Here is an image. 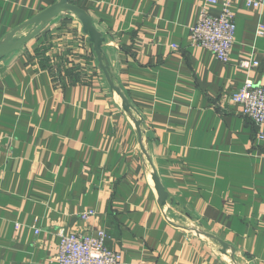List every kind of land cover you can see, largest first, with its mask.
<instances>
[{"label":"crops","instance_id":"1","mask_svg":"<svg viewBox=\"0 0 264 264\" xmlns=\"http://www.w3.org/2000/svg\"><path fill=\"white\" fill-rule=\"evenodd\" d=\"M57 1L0 0V41ZM262 1L234 0L227 63L190 46L203 0H69L105 69L68 11L0 55V264H56L60 229H103L129 264H264V138L227 97L264 86ZM249 52L259 63L241 69Z\"/></svg>","mask_w":264,"mask_h":264},{"label":"built area","instance_id":"2","mask_svg":"<svg viewBox=\"0 0 264 264\" xmlns=\"http://www.w3.org/2000/svg\"><path fill=\"white\" fill-rule=\"evenodd\" d=\"M234 0H203L195 23L190 27L189 40L192 46L209 51L217 60L227 63L235 41ZM248 7L261 8L262 0H245ZM219 6L217 13L211 8ZM257 37L264 36V23L258 22L255 30ZM176 49L178 46L172 44ZM253 52L239 60L241 69L248 70L258 65ZM228 99L240 107V111L249 121L259 127L258 137L264 138L261 127L264 126V87L252 79L227 95ZM92 212H83L81 218L88 220ZM18 228V225H15ZM36 233L38 230L35 231ZM59 243L54 256L56 264H129L124 261L122 253L105 246L106 232L97 229L96 235L76 232L58 231Z\"/></svg>","mask_w":264,"mask_h":264},{"label":"water","instance_id":"3","mask_svg":"<svg viewBox=\"0 0 264 264\" xmlns=\"http://www.w3.org/2000/svg\"><path fill=\"white\" fill-rule=\"evenodd\" d=\"M64 11L71 12L78 18L81 24L82 33L87 36L88 41L92 44L93 50L98 58V61L100 62L101 68L105 69L106 67L102 63L103 56L101 49L104 38L101 36V33L94 27L91 16L83 8L79 7L76 4L70 3L69 0H58L57 2L37 13L31 19L27 20L24 24L33 25V29L29 31V33L25 36L21 38L14 37L15 32L18 31L24 24L12 30L4 40L0 41V55L20 47L25 41L38 33L50 19ZM108 80L110 86L115 90L117 95L120 96L125 103L124 109L128 110L129 104L121 93L120 88L114 86L110 78ZM152 180L154 182L155 190L157 191L158 203L163 206L165 205L167 194L155 174L152 175ZM221 245L223 246V248L228 247V244L222 241Z\"/></svg>","mask_w":264,"mask_h":264},{"label":"rangeland","instance_id":"4","mask_svg":"<svg viewBox=\"0 0 264 264\" xmlns=\"http://www.w3.org/2000/svg\"><path fill=\"white\" fill-rule=\"evenodd\" d=\"M234 43H235V41H234ZM190 46H192L191 44H190ZM253 55H254V52H253ZM255 57V56H254ZM57 60V62H60L62 65H63V63L65 62V60H66V57L63 55V54H61L60 56H58V57H55V56H53V60ZM262 86V85H261ZM264 87V86H263ZM240 114L243 116V117H245L246 119H248L243 113H242V111H240ZM249 120V119H248Z\"/></svg>","mask_w":264,"mask_h":264}]
</instances>
